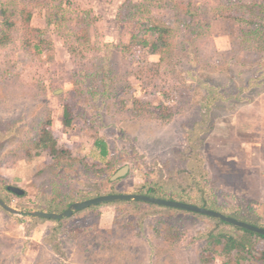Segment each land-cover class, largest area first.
I'll use <instances>...</instances> for the list:
<instances>
[{
  "label": "rangeland",
  "instance_id": "1",
  "mask_svg": "<svg viewBox=\"0 0 264 264\" xmlns=\"http://www.w3.org/2000/svg\"><path fill=\"white\" fill-rule=\"evenodd\" d=\"M263 1L0 0V21L7 10L17 22L0 43V191L22 213L0 207V264H29V251L38 264H204L222 227L148 206L85 210L57 224L56 240L49 226L25 240L31 212L139 194L151 181L183 189L193 167L219 207L264 226V41L232 19L244 14L238 3ZM20 10L33 14L30 46ZM48 121L50 148L66 157L36 148ZM245 251L240 264H264V241ZM228 261L217 253L207 264Z\"/></svg>",
  "mask_w": 264,
  "mask_h": 264
},
{
  "label": "trees",
  "instance_id": "2",
  "mask_svg": "<svg viewBox=\"0 0 264 264\" xmlns=\"http://www.w3.org/2000/svg\"><path fill=\"white\" fill-rule=\"evenodd\" d=\"M238 4H239L240 10L244 14L242 13L243 14L242 16L233 17L232 19L236 22L243 21L244 23H247V25L253 24V27L251 28V30L248 31L249 36L253 37L254 39L264 41V1L261 4H258V3L252 4V5H244L242 3H238ZM21 11L22 10H20V12ZM22 14L25 15L24 21L27 24L26 29H25L26 31L25 35H26L27 44L30 46L33 42L31 37L35 36L33 32L31 33L28 30V25L31 23L33 19V14L30 12H27L26 10H23ZM245 15L247 16V18H245ZM1 16L3 20L0 21V43H4L10 39V32L13 28L17 27V22L11 18L7 10H3L1 13ZM154 31L161 32V33H167V30L159 29L156 27H150L145 32H154ZM147 43L148 42H145L144 45ZM148 45L149 44L145 46L150 48V46ZM158 47L159 46L153 44L152 49L150 48L153 54H156L159 51ZM70 116L71 115H69L68 113L65 114L64 122H65V125L68 127L71 126L72 124V120L70 119ZM50 126H51L50 121H48L47 123H44V125L40 128L41 130H40L38 142L36 144V148L39 149V151H47L50 149L51 151L50 155L53 157V159H60V158L66 157L67 155H69L68 151L59 149L55 145L52 148H50V144L53 141L52 131H51ZM96 146L100 148L101 156L103 158L108 157L109 149L105 141L98 140L96 142ZM193 168L194 169L191 168V170H193L194 172L192 171L191 173H189L188 178H187L188 180L187 184L189 183V186L184 187L183 189H181V187L184 185L178 180L176 183H174V185H170L171 187L172 186L176 187L175 191L167 190L166 187L168 184L166 182L151 181L150 183H148L141 189L139 194L197 205V206L204 207L210 210L221 212L235 219L264 228V226L259 224L258 221H255L248 216H244V215L242 216L238 211H232L228 213L224 211L223 208L219 207L217 203L215 202V200L213 199V194L208 191L207 186L202 185L201 179H203L202 178L203 175L200 178L197 177L198 173L195 174L196 168L195 167ZM123 179H120L115 182H119ZM111 182L113 181L111 180ZM194 185H197L198 189L193 188ZM8 187L6 188V190L8 193H11L8 190ZM190 187L192 188L189 191L188 188ZM196 190H199V191L197 192ZM114 194H119V193H114ZM0 196L8 204L7 200L3 197L1 191H0ZM96 197H100V196H95V198ZM93 198H90V199H93ZM71 204L67 205L66 208L63 210H57L53 207H49L48 210H42V211L44 212L47 211L49 213H57V212L62 213L66 211L70 207ZM122 204H129L135 207L148 206V207L159 209V210L184 212L187 214L201 216V215H197V214H193V213H189L185 211L174 210V209H169V208L159 207V206H153L150 204H145V203H140V202H117V203H111V204H103V205L90 208L88 210H92L96 208L101 209L103 207H108V206L113 207V206L122 205ZM204 218L214 221L216 222L217 225L222 227L221 230L219 231L215 230L214 232H212V235L208 236L207 247L202 253V259H203L204 264H207V262L212 260L213 255L217 253H220V255L225 256V258L226 257L228 258L229 261L226 264H229L230 262H235L236 264L243 263V261H247L248 259V256L245 255V252H247L245 251L247 247L253 246L254 240L264 241L263 236L254 234L252 232H249L243 229L236 228L220 220L211 219L208 217H204ZM30 220L34 224H40V223H45V222L61 224L63 222V221L45 220V219L36 218V217H32ZM229 228L230 230H227ZM233 231H236V232H233ZM238 235H242L243 236L242 239H238Z\"/></svg>",
  "mask_w": 264,
  "mask_h": 264
},
{
  "label": "water",
  "instance_id": "3",
  "mask_svg": "<svg viewBox=\"0 0 264 264\" xmlns=\"http://www.w3.org/2000/svg\"><path fill=\"white\" fill-rule=\"evenodd\" d=\"M130 171L129 166H126L119 170L113 177L112 181H118L120 179L125 178ZM8 190L13 193L14 195H17L19 197H24L26 195V192L18 187H8ZM117 202H140L145 204H150L153 206H159V207H165L169 209L174 210H180L185 211L197 215H201L204 217H208L211 219L220 220L224 223H227L231 226H234L239 229H243L249 232H252L254 234L260 235L264 237V228L255 226L252 224H249L247 222L235 219L233 217H230L228 215H225L221 212H217L214 210H210L204 207H200L197 205L184 203L180 201H174V200H168L163 198H157L152 196H147L143 194H109V195H103L100 197H96L93 199H89L83 202H76L70 205V207L62 212V213H49L44 211H34L30 213L31 217L41 218L45 220H51V221H63L65 219H69L74 216L75 213L82 212L85 210H88L90 208L103 205V204H111V203H117ZM0 207L7 213L20 216L22 213L16 209H13L10 207L0 196Z\"/></svg>",
  "mask_w": 264,
  "mask_h": 264
},
{
  "label": "crops",
  "instance_id": "4",
  "mask_svg": "<svg viewBox=\"0 0 264 264\" xmlns=\"http://www.w3.org/2000/svg\"><path fill=\"white\" fill-rule=\"evenodd\" d=\"M109 207V206H108ZM103 208H106V207H103ZM103 208H101L100 210H102ZM103 211V210H102ZM30 226H32V225H29V227ZM48 226L50 227V235H48V237H53V238H55V240H56V238H57V235L58 234H56V232L57 231H59L58 230V226H57V224L56 223H52V222H45V223H40V224H35L34 226H32V227H30L31 228V230L30 229H28V231H27V235L28 236H30L29 235V233H35V234H38L39 232L40 233H45V231L48 229ZM32 236V235H31ZM31 236H30V238H25V240L26 241H28V242H30L28 245L30 246L31 244H32V242L33 243H35V241L33 240V238H31ZM46 238L45 239V237H44V239L43 240H39L40 242V244L43 246L45 243H47V244H49V243H51V239L50 238ZM54 240V241H55ZM55 244H57V242L55 241ZM53 252H54V250H53ZM58 254H61V253H55V255L56 256H60V255H58ZM61 257V256H60ZM27 259L26 260H28L29 259V264H38V260H37V258H38V255H36L34 252H32V251H29L28 252V254H27V257H26ZM63 264V263H62Z\"/></svg>",
  "mask_w": 264,
  "mask_h": 264
}]
</instances>
